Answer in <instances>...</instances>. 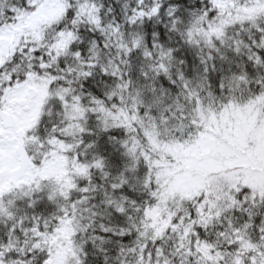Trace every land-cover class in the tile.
<instances>
[{"label":"snow or ice","instance_id":"obj_1","mask_svg":"<svg viewBox=\"0 0 264 264\" xmlns=\"http://www.w3.org/2000/svg\"><path fill=\"white\" fill-rule=\"evenodd\" d=\"M0 264H264V0H0Z\"/></svg>","mask_w":264,"mask_h":264}]
</instances>
